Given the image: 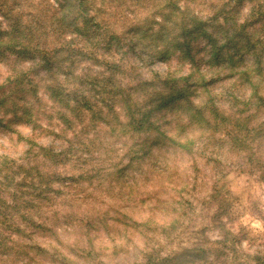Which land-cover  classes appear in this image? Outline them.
Returning a JSON list of instances; mask_svg holds the SVG:
<instances>
[{
	"label": "rangeland",
	"instance_id": "374dc122",
	"mask_svg": "<svg viewBox=\"0 0 264 264\" xmlns=\"http://www.w3.org/2000/svg\"><path fill=\"white\" fill-rule=\"evenodd\" d=\"M42 1L37 0L36 3ZM49 1L57 6L56 0ZM114 1L118 3L117 9ZM149 1L93 0L105 7L96 8L100 9L99 17L103 21L108 19L119 22V26L115 28L117 32L125 31L122 23L132 25L142 22V26L147 27V35L153 34L149 37L153 40L159 36L158 31L164 17H169L165 25L172 31L182 16L177 12L170 14L167 10L159 11V8H155V2L146 4ZM30 2L32 1H28L25 8L26 15L32 11ZM127 4L136 7L138 12L128 16ZM179 4L183 10H193L192 13L202 19L213 18L214 13L223 8L229 14H236V11L239 15L235 19L238 25L245 23L247 13L254 5L245 0L232 11L228 0H180ZM26 20L29 22L28 17ZM263 21L264 18H260L254 24L257 29L248 27L247 31L264 35L263 32H258L261 27L258 23ZM222 22L221 16L219 23ZM215 23L216 21L213 24ZM213 29L210 25L209 30ZM122 36L124 47L115 53L114 60L120 66L118 77L121 87L125 88V95L130 94L132 100L138 102V106L144 105L147 102L145 97L148 98L146 93L155 92V89L150 85H142L136 90L127 84L138 86L143 81L157 82L168 77L187 76L193 72L194 76L189 80L192 82V90L195 87L194 79L199 76L196 67L206 64L212 58L211 47L202 36L191 41L193 55L176 50L166 59L160 58L158 53L157 58L152 56V46L146 48L139 44L136 50L144 49L149 54L144 56V60L139 59L136 50H132L131 45L137 40L132 41L130 32H124ZM242 57L246 61L251 59L248 53ZM24 62L23 64L14 57H1L0 85L13 69L26 66L30 61ZM213 67L222 69L220 62H216ZM205 77L207 82L212 80L208 75ZM229 82L230 78L215 81L214 89L220 88L218 91L227 94L224 85H229ZM171 90L170 87L156 89L166 94ZM236 90H241V87ZM248 91L251 92L246 88L241 90L244 98L248 97ZM196 92L198 97L191 92L190 97H197L198 101L201 92ZM39 96V105L33 103L34 113L38 112L39 107V113L33 116L39 126L33 128L31 123H23L19 118L12 119L8 126L0 125V241L6 242L7 246L11 244V215L7 207V194L11 195L13 190L7 188L8 182L3 180L6 162L24 166L30 162L35 163L32 166L36 173L39 172L41 179L45 174L53 178L49 196L37 202L43 204L41 215L45 221L44 226L53 231L40 227L31 238L17 241L44 245L53 242L58 246L56 249L51 246L46 248L58 259L55 264H132L147 261L150 255L160 259L196 245H215L214 241L221 239L222 233L224 234L217 229L215 219L222 199L229 200L232 204L225 216L228 221L226 229L232 232L231 241L227 244L231 248L233 234H237V238L241 237V242H236L235 248L231 249V257L222 260L224 264H255L264 261V130L260 135L251 131L264 120L263 114L250 119L244 112L246 106L241 101L234 107L228 100L222 101L217 107L225 119L215 123L214 118L209 116V111L205 110L212 126L208 131L196 130L198 146L192 152H187L168 141L155 142L154 139L165 129L167 133L174 135L179 128L176 124L180 126L176 121L184 122L182 119L186 118L185 110L179 113L180 107H177L180 100L175 101L170 108L162 107L153 112L152 117L157 122L159 120L160 126L158 130H150L147 134L132 133L130 126L126 125L127 116L122 101L117 100L112 110L108 106L103 109L98 106L96 114L89 121L90 126L83 130L78 126L76 130L81 134L74 137L75 128L61 129L55 106L42 90ZM243 101L246 103V98ZM250 109V112L255 110L254 106ZM13 114L14 111H11L7 116L12 118ZM236 119L239 124H236ZM87 123L86 120L85 124ZM238 125H247V128H239ZM261 127L264 128V125ZM245 129L249 131L245 132ZM189 130L186 132H190ZM223 131H232L233 135L236 133V137H239L236 141L232 137V140L221 141L219 139L227 138V132ZM184 134L185 131H182L179 135L182 137ZM32 140L37 145L53 144L56 147L71 141L74 146L65 162L56 166L44 162L40 155H34L38 146L30 148ZM215 190L220 193L218 197H215ZM17 238L18 236L15 237ZM224 250L217 248L220 260ZM258 252L263 256L262 260L255 259ZM60 255L71 257L72 261H63ZM50 261L52 260L48 257L46 264H51ZM0 264L15 262L0 250Z\"/></svg>",
	"mask_w": 264,
	"mask_h": 264
},
{
	"label": "trees",
	"instance_id": "16d2710c",
	"mask_svg": "<svg viewBox=\"0 0 264 264\" xmlns=\"http://www.w3.org/2000/svg\"><path fill=\"white\" fill-rule=\"evenodd\" d=\"M28 1H32L30 2L32 11L26 15L25 8ZM36 1L0 0V56L14 57L23 64L25 60L30 61L26 66L13 69L4 83L0 85V112L3 111L0 113V125L8 126L12 119L19 118L23 123H31L33 128L39 126L33 117L39 113V107L38 112L34 113L36 111L33 103L39 105L40 90L55 106L61 129L75 128L74 137L81 134L79 130H76L78 126H81L82 130L90 126L89 121L96 114L98 106L101 109L108 106L112 110L117 100L122 101L127 116L126 125L130 126L132 133L147 134L150 130H158L160 126L159 120L157 122V119L152 117L153 112L162 107L170 108L175 101L180 100L177 107H180L179 113L185 110L186 118L182 119L184 122L176 121L180 126L176 124L179 128L176 129L177 132L174 135L167 133L165 129L154 139L155 142L166 143L168 141L169 144L178 145L180 149L187 152H192L193 148L198 146L196 130L208 131L212 126L205 110L209 111V116L214 118L215 123L217 120L225 119L220 115L217 107L222 101L228 100L232 103L230 104L232 107L238 106L241 101L246 106L244 112L250 119L256 118L259 114L264 116V35L256 31H247L248 27L253 30L257 29L254 24L260 18H264V0H249L254 5L247 13L243 25H238L236 17L239 15L235 10L236 6L245 0H228L232 5V11L236 14H229L223 8L214 13L213 18L206 17L205 19L196 17L192 13L193 10H183L179 4L180 0H147L149 2L146 4L155 2V8H159V11L167 10L170 14L177 12L181 14L182 19H179V22L173 26L174 29L170 31L166 28L167 24L165 25L169 17H164L158 31L159 36L157 35L153 40L149 39L153 34L147 35V27H143L142 22L132 23V25L122 23L124 32H130L132 41L137 40L132 43V50H136V47L142 44L146 48L152 46L154 51H150H153L152 56L156 58L158 53L160 58L166 59L176 50L193 55L191 54V41L202 36L207 39V45L211 47L212 58L208 59L206 64L196 67L199 76L194 79L195 87L192 90L190 81L194 76L193 72L187 76L168 77L157 82L143 81L138 86L127 84L131 89L142 85H150L155 89V92L146 93L147 102L142 106H138V102L133 101L130 94L125 95V88L120 85L121 80L118 77L120 66L114 60V55L124 47V40H122L124 32L119 33L115 30L119 22L108 19L103 21L99 17L98 10L100 9L96 8L104 9V6L93 0H56L57 6L49 0H43L42 3H36ZM114 4L117 9V1H114ZM126 7L128 16L138 12L136 7L129 4ZM111 10L112 8L108 11ZM221 16L223 22L219 23ZM27 17L29 22L26 20ZM215 21L216 23L213 24ZM258 24L261 26L258 32L264 33V21ZM210 25L214 28L212 31L209 30ZM52 42H57V44ZM137 50L136 55L141 60L149 55L144 49L137 48ZM246 53L251 56V59L247 61L242 57ZM216 62H220L222 69L217 70L218 67L214 69L213 65L215 66ZM201 66H203L202 69ZM207 75L214 81L207 82L208 79L205 77ZM229 78V85H224L227 94L224 91H218L220 88L214 89L215 81ZM6 84L8 85L4 88ZM168 87L172 90L167 94L156 91V89H167ZM240 87L243 91L245 88L251 91H248V97H245L246 103L243 101L244 92L236 90ZM196 90L201 92V98L198 101ZM190 92L197 97L191 99ZM252 106H254V112H250ZM11 111H14L12 118L7 116ZM86 120L87 124H85ZM4 121L7 122L4 123ZM235 122L239 124L238 119ZM261 125H264V120L260 121L259 125L253 127L251 131L254 133L256 131L257 135L262 134L261 131L264 128ZM246 126L242 127L247 128ZM180 129L185 131L182 137L179 135L182 134ZM187 129H190V132H186ZM248 131L245 129V132ZM225 132L227 131H223ZM231 132L226 133V139L219 140L226 142L232 137L236 141L239 136L236 137V133L233 135ZM35 146H38V149L34 151L35 156L40 155L44 162L57 166L65 162L74 145L71 141L60 147L53 144L37 145L32 140L30 148ZM6 163L3 180L8 182L6 187L13 190L11 195L7 194L12 236L9 237L10 246L0 241V250H3V254L8 255L15 264H46L48 257L52 260L50 263L55 264V260L58 261V259L51 250L46 248L51 246L56 249L58 246L53 242L44 245L43 243L17 241L21 238L25 240L31 238L34 233H37L36 229L40 227L52 230L44 226L45 221L41 215L43 204H37V202L49 196L53 178L45 174L43 175L44 180L41 179L39 172L36 173L35 167L32 166L35 163L27 162V166L14 162ZM215 193V197L220 194L217 190ZM229 205H232L229 200L222 199L215 213L217 229L224 232L221 239L214 241L215 245H196L160 257V259L150 255L147 261L132 264H224L222 260L229 259L231 249L241 242V237L237 238V234H233L231 248L227 244L231 241L230 235L232 234L226 229L228 221L225 216ZM5 218L8 219V215L5 214ZM16 236H18L17 239H15ZM217 248L225 249L221 260L220 255H217L220 253H216ZM259 254L258 252L255 255L256 260L263 259V256ZM60 256L63 261L65 259L72 261L71 257L69 259L64 255ZM255 264H264V261L255 262Z\"/></svg>",
	"mask_w": 264,
	"mask_h": 264
}]
</instances>
